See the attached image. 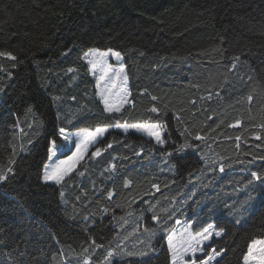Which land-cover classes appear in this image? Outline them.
I'll use <instances>...</instances> for the list:
<instances>
[{
    "label": "trees",
    "instance_id": "trees-1",
    "mask_svg": "<svg viewBox=\"0 0 264 264\" xmlns=\"http://www.w3.org/2000/svg\"><path fill=\"white\" fill-rule=\"evenodd\" d=\"M91 49L124 58L120 112L97 98ZM0 53V264L109 250L171 264L163 210L178 199L194 233L224 232L206 247L223 252L216 264H245L264 239V0H0ZM139 123L164 145L111 130L62 183L42 182L60 129Z\"/></svg>",
    "mask_w": 264,
    "mask_h": 264
},
{
    "label": "rangeland",
    "instance_id": "rangeland-1",
    "mask_svg": "<svg viewBox=\"0 0 264 264\" xmlns=\"http://www.w3.org/2000/svg\"><path fill=\"white\" fill-rule=\"evenodd\" d=\"M118 53L116 51L108 50L103 51L99 49H91L89 50L85 56L84 60L90 68V73L92 74L95 82H96V91H97V98L101 102V104L105 107L104 100L108 99L109 103L114 106L120 107V111L123 110L129 103H130V90L127 80V71L125 68V61L123 56L120 54V58L114 55ZM97 58V59H96ZM93 65H95L93 67ZM118 74V75H117ZM101 75L104 76V79H100ZM109 112V111H108ZM144 124L146 126H152L157 124L152 123H139ZM125 125H120V127L113 126V127H102L101 129H105L102 135L98 134L95 138L89 137L85 139V136L88 132H94L92 130H77V131H66L64 130V134L68 135L70 139L73 141L76 140H83L84 144L82 145L83 152L80 155L79 159H74L72 161H68L65 165L62 166L63 168H69L71 166V170L64 176L63 181L79 166V164L85 159L89 151L97 144V142L111 129H117L122 132H134L140 135H143L149 139H152L156 144L163 146L164 143L157 142L156 138L147 134L144 131H138L129 127L127 130L124 128ZM130 126V125H129ZM159 126V125H158ZM160 132L161 140L163 141V133L161 127L159 126L155 129ZM63 139V136H61ZM63 140V145H64ZM62 145H57L58 148H61V152L65 154H61L58 152L57 155L54 157L50 151L49 161L46 164L44 169V173L46 170H50V166L54 164V162H58L60 159H66V155H70L71 153L67 151V148H62ZM62 181V182H63ZM45 183V182H43ZM54 184L52 182H47ZM60 184V183H59ZM57 185V184H55ZM156 189V188H155ZM182 199L178 200H171L165 204L163 210L165 214L171 212L170 217H175V225L176 227L173 231L169 234V237L166 239V245L168 246V250L170 252V256L172 255L171 249L169 248V240L171 239V243L174 248L177 250H182L183 248L187 247L189 251L184 254V261L185 264H190L189 257L192 255V251H195V256L193 257L196 261V264H201V260L205 264H215L216 260L221 257V254L217 252L215 249L211 251H207L206 247L210 245L213 239H219L223 235V231L214 229V225L211 224L207 227L211 236L208 239H204L202 236L193 234L191 231V224L188 222V219L181 218L183 217V204ZM164 205V204H163ZM176 210L178 213H173L172 211ZM157 216V215H156ZM161 218L154 217L153 222L157 223ZM167 224V223H166ZM132 230V229H131ZM130 230V234L132 231ZM216 232H219L220 235L217 236ZM200 233H204V230ZM204 235H208L204 233ZM124 239H121L120 244H122ZM258 241L264 242V239H257ZM124 245V244H123ZM214 250V252H213ZM113 252L111 257H108L107 254L101 260H95L93 255L85 257L84 264H117L119 261L118 257L120 256L119 251L109 250ZM108 251V252H109ZM122 251V258H129L134 257L136 254L135 249H131L129 246L125 245ZM253 257L255 259L251 260L250 264H261L260 257L264 254V243H258L255 248L253 249ZM212 257L209 259V257ZM179 264V261L177 262Z\"/></svg>",
    "mask_w": 264,
    "mask_h": 264
},
{
    "label": "snow or ice",
    "instance_id": "snow-or-ice-1",
    "mask_svg": "<svg viewBox=\"0 0 264 264\" xmlns=\"http://www.w3.org/2000/svg\"><path fill=\"white\" fill-rule=\"evenodd\" d=\"M0 55H4V54L0 53ZM114 55L117 57V59L120 58L119 53H115ZM94 66L95 65H93V67ZM100 79H104V76L101 75ZM104 103H105L107 111L109 112H119L120 111V107L111 105L108 99H105ZM152 111H156V109L153 108ZM117 127H120V125H117ZM129 127L136 129L138 131L147 132L148 135L155 137L157 142H161V143L163 142L161 140L160 132L155 130L159 127L158 125L146 126L144 124H132L130 126L129 125L124 126L125 130H127ZM104 131L105 129L97 128L95 129L94 132H88L85 136V139L89 137L95 138V136L98 134L102 135ZM59 134L63 136V140L65 142L64 145H62L61 147L67 148V151L70 152L71 154L66 155V159H60L58 160V162H54V164L50 166V170L45 171V174L42 177V182H45V183L47 182H52L54 184L62 183L64 176L71 170V166L69 168H63V169H62V166L65 165L68 161L79 159L80 155H82V152H83V148H82V145L84 144L83 140L73 141L72 139L69 138L68 135L64 134V129H60ZM197 139H199V137H197ZM110 146L111 145H109V147ZM50 151H51L52 156L54 157L57 155L58 152H61V148L57 147L55 140L50 141ZM100 151L101 150L99 148H96L95 151L93 152V155H99ZM61 154H65V153L61 152ZM220 170L223 171V168L221 167ZM251 176L253 177L254 180H257V181L261 180V176L258 175L256 172H252ZM0 179H6V177H0ZM204 233H207L208 235H204ZM204 233H198L197 235L202 236L204 239H208L209 236H211V233H209L207 228L204 229ZM216 235L219 236L220 233L216 232ZM258 243H264V242L253 240L251 244L248 246V251L243 256V260L245 261V264H250L251 260L255 259L252 253H253V249ZM169 248L171 249V252H172L171 264H177L178 261H179V264H185L184 254L187 253L189 249L185 247L182 250H177L176 248L173 247L171 243V239L169 240ZM112 255H113L112 251H109L107 253L108 257H111ZM194 256H195V251H192V255L189 257L190 264H196V261L193 258ZM211 258L212 257L210 256L209 259ZM260 260H261V264H264V254L261 255ZM201 264H205V262L203 261V258L201 260Z\"/></svg>",
    "mask_w": 264,
    "mask_h": 264
}]
</instances>
